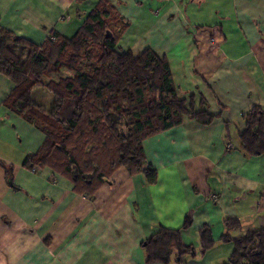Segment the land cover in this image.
Returning a JSON list of instances; mask_svg holds the SVG:
<instances>
[{
	"label": "crops",
	"instance_id": "1",
	"mask_svg": "<svg viewBox=\"0 0 264 264\" xmlns=\"http://www.w3.org/2000/svg\"><path fill=\"white\" fill-rule=\"evenodd\" d=\"M99 1L0 0V29L35 44L52 29L72 36ZM109 1L129 21L119 47L166 58L179 97L219 116L145 139L156 183L120 167L91 197L49 167L24 166L44 136L5 107L14 84L0 73V161L12 174L0 165V264H227L225 233L264 229V153L247 154L239 135L244 114L264 107V0ZM23 47L12 49L25 57ZM228 218L240 227L227 230ZM163 230L187 252L165 233L151 244L165 261L149 262L147 241Z\"/></svg>",
	"mask_w": 264,
	"mask_h": 264
},
{
	"label": "trees",
	"instance_id": "2",
	"mask_svg": "<svg viewBox=\"0 0 264 264\" xmlns=\"http://www.w3.org/2000/svg\"><path fill=\"white\" fill-rule=\"evenodd\" d=\"M128 26L109 0H100L72 36L52 29L42 44H35L0 29L5 36L0 39V73L14 84L4 105L44 136L40 147L26 156L24 166L49 167L91 197L120 167L156 183L157 170L147 162L145 139L183 123L185 117L206 126L219 116L206 109L197 111L193 102L187 105L179 97L166 58L152 49L138 55L121 49L119 40ZM13 43L28 46V55L14 52ZM38 87L53 94L51 108L33 99ZM244 118L245 128L239 132L243 150L253 156L263 154L264 107L254 106ZM74 135L82 143L75 146L76 153L68 147ZM84 145L92 147L90 154H85ZM0 165L10 179L11 168L2 161ZM225 225L227 230L237 229L240 221L228 218ZM163 234L177 246L179 256L187 252L179 233L163 230L147 241L149 262L165 261L151 250ZM223 240L234 242L227 264H264V229L239 237L227 232ZM213 242L210 229L204 227L203 249Z\"/></svg>",
	"mask_w": 264,
	"mask_h": 264
},
{
	"label": "rangeland",
	"instance_id": "3",
	"mask_svg": "<svg viewBox=\"0 0 264 264\" xmlns=\"http://www.w3.org/2000/svg\"><path fill=\"white\" fill-rule=\"evenodd\" d=\"M117 13L120 14V15H122V16H124V15L119 11V9H117ZM124 17H125V16H124ZM3 36H4V35H3ZM3 36L0 35V39L5 38V36H4V37H3ZM17 44H18V46L14 45V47H12V45H11V47L14 48V49H16V47H17V51L20 50L19 48H21V49L24 48V47H23V46H24L23 44H21V43H17ZM25 47H27V48L29 49L28 46H25ZM13 51H14V50H13ZM14 52H15V51H14ZM28 53H29V52H28ZM33 99H34L36 102H38V103H42L43 105H45L46 108H51V107L53 106V103H54V101H53V94H52L50 91H48L47 89H44V88H42V87H38V88H36V89L33 91ZM76 135H77V134H76ZM76 135L71 136V137H70V141L68 142V147L72 148L74 153H76V151L78 152V149H77V147H75V146H76L78 143H79V144H82V143L79 141L80 138H77ZM81 146H82V145H80L78 148H80ZM84 146H86V145H84ZM84 146H83V147H84ZM92 150H93L92 147H90V146H86L85 149H84V152H85V154H90Z\"/></svg>",
	"mask_w": 264,
	"mask_h": 264
},
{
	"label": "built area",
	"instance_id": "4",
	"mask_svg": "<svg viewBox=\"0 0 264 264\" xmlns=\"http://www.w3.org/2000/svg\"><path fill=\"white\" fill-rule=\"evenodd\" d=\"M213 40V39H212Z\"/></svg>",
	"mask_w": 264,
	"mask_h": 264
}]
</instances>
